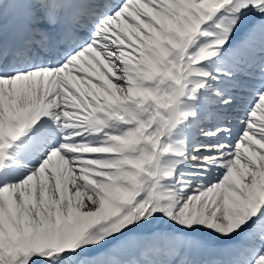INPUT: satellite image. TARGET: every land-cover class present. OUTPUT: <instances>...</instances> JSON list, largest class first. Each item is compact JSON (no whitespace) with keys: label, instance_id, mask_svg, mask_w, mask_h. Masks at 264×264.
Segmentation results:
<instances>
[{"label":"snow or ice","instance_id":"snow-or-ice-1","mask_svg":"<svg viewBox=\"0 0 264 264\" xmlns=\"http://www.w3.org/2000/svg\"><path fill=\"white\" fill-rule=\"evenodd\" d=\"M0 264H264V0H0Z\"/></svg>","mask_w":264,"mask_h":264}]
</instances>
